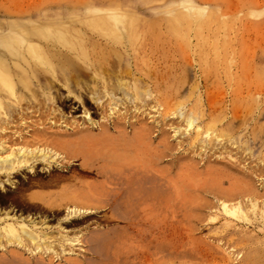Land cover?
<instances>
[{
    "label": "rangeland",
    "instance_id": "obj_1",
    "mask_svg": "<svg viewBox=\"0 0 264 264\" xmlns=\"http://www.w3.org/2000/svg\"><path fill=\"white\" fill-rule=\"evenodd\" d=\"M99 5L138 16L139 37L122 47L87 38V62L57 61L33 80L6 66L15 96L0 82V264H96L86 240L117 227L137 264H264V0H0V15ZM102 138L115 150L98 154ZM132 182L163 190L167 204L128 226L104 207ZM9 227L37 239H7ZM75 236L72 249L64 239Z\"/></svg>",
    "mask_w": 264,
    "mask_h": 264
},
{
    "label": "bare ground",
    "instance_id": "obj_2",
    "mask_svg": "<svg viewBox=\"0 0 264 264\" xmlns=\"http://www.w3.org/2000/svg\"><path fill=\"white\" fill-rule=\"evenodd\" d=\"M119 6V5H118ZM117 7V6H116ZM80 8H82L80 6ZM113 8V7H112ZM115 8V7H114ZM110 9L108 7H102V6H88L87 9L85 10L84 13H79L77 11H79L78 9L76 10V12H64L62 13L61 16L54 18L53 16L47 15L44 18H39L35 15H27L25 17H22L20 13H18V15L16 14H11V13H5L0 15V58L3 59V62H0V82H2L1 84L3 85L2 87H4L7 91H5L2 87H0L3 89L2 92H7V97L8 96H13L15 93V84L13 85L14 80H12V78H14V75H10L7 74L8 76L5 75L7 69L6 66L9 65L11 62L13 63V65H16L17 67H19V70L21 68V72H23L22 70H24V76H26L27 74H29L28 76L30 77L31 80L34 79V77H38V75H35L34 73L36 72V70H40L39 68H42V70H44L46 73H48V70L46 71L43 68H48V69H53L54 67V63L55 62H59L61 63L63 66L66 67V65H69L72 61L78 60L80 61L81 59H83L84 61H88V57L86 56V52H85V47L80 46L82 45L85 40L87 38L93 37V38H98V41L103 42L102 44H105L106 46H110V45H123L122 43L125 42H132L134 40L135 37H139V33H136V25L135 22L137 18L135 17L134 20V15L133 17H131L129 15L128 12H125V10H123L122 8L117 7L116 9ZM73 9V8H72ZM172 9V8H171ZM23 13V12H21ZM44 13V12H43ZM132 14V13H131ZM136 15V14H135ZM17 18L14 19L17 22L16 23H10L12 21V18ZM142 17V16H141ZM139 17V18H141ZM208 18V17H207ZM144 20V19H143ZM186 20V19H185ZM199 20V19H198ZM215 20V19H214ZM137 21H139V19H137ZM143 23V22H142ZM210 23V22H209ZM138 24V23H137ZM199 28V27H198ZM138 35V36H137ZM97 41V42H98ZM87 42V41H86ZM94 43V40H93ZM99 44V43H98ZM97 45V44H95ZM148 45V44H147ZM102 46V45H101ZM125 46V45H124ZM134 46V45H133ZM89 47V46H88ZM122 47V46H121ZM124 48V47H123ZM122 48V49H123ZM101 49V48H100ZM114 49V47H113ZM134 49V47H133ZM94 51V50H93ZM126 51V50H125ZM146 51V50H145ZM127 52V51H126ZM130 54V52H129ZM83 61V62H84ZM228 61V60H226ZM79 65V63H76ZM84 64V63H83ZM89 64V63H88ZM93 64V63H92ZM77 65V66H78ZM60 67V65H58ZM88 66V65H87ZM112 66V65H111ZM80 67V65H79ZM8 68V66H7ZM16 68V67H14ZM96 68V67H95ZM10 69V68H8ZM61 69V67H60ZM63 69V68H62ZM61 69V71H63ZM74 69V68H73ZM19 70L18 71L20 74L21 72ZM57 70V69H56ZM59 70V69H58ZM9 71V70H8ZM13 71V70H12ZM15 71V72H16ZM41 71V70H40ZM93 72V79L96 81V77L97 74L95 73L94 70H91ZM39 72V71H38ZM42 72V71H41ZM80 72V71H78ZM10 73V72H9ZM18 73V74H19ZM37 73V72H36ZM50 73V72H49ZM48 73V76H49ZM67 73V72H66ZM70 73L71 70H70ZM82 73L86 74V72L82 71ZM17 74V75H18ZM19 74V76H20ZM44 74V73H43ZM61 74V73H60ZM76 74V73H75ZM80 74V73H78ZM41 75V74H40ZM46 75V74H44ZM42 75V77L44 76ZM73 75V74H72ZM81 75V74H80ZM101 75V74H100ZM103 75V74H102ZM11 76V77H10ZM14 76V77H13ZM22 76V77H24ZM52 76V75H51ZM59 76V75H58ZM63 76V75H61ZM69 77L71 75H68ZM75 76V75H73ZM18 77V76H17ZM53 77V76H52ZM64 77V76H63ZM72 77V76H71ZM70 77V79H71ZM79 77V76H78ZM78 77L74 78L77 79ZM88 77V75H87ZM26 78V77H24ZM46 78V77H45ZM55 78V77H54ZM21 79V78H20ZM27 79V78H26ZM69 79V78H68ZM67 79V80H68ZM69 79V80H70ZM72 78V81L74 80ZM18 80V79H17ZM29 80V81H31ZM47 80V78L45 79ZM66 80V82H67ZM68 80V81H69ZM20 81V80H19ZM49 81V79H48ZM65 81V80H64ZM63 81V82H64ZM77 81V80H76ZM18 82V81H17ZM20 82H24V80L21 79ZM70 82V81H69ZM67 82V83H69ZM19 83V82H18ZM25 83V84H24ZM24 83H21L22 85L24 84V87L28 88V83H26V81ZM48 83V82H47ZM65 83V82H64ZM66 83V84H67ZM35 84V83H33ZM40 84V83H39ZM51 84V82H50ZM81 84V83H80ZM36 85V84H35ZM34 85V86H35ZM99 85V84H98ZM97 85V86H98ZM33 86V88H34ZM68 86V84L66 85ZM79 86V85H78ZM82 86V85H80ZM104 86V85H103ZM16 87H18V85H16ZM23 87V89H24ZM38 87V86H35ZM19 88V87H18ZM18 88H16L18 90ZM26 88V89H27ZM20 89V88H19ZM28 89H32V85L31 88L29 87ZM27 89V90H28ZM39 89H41L39 87ZM21 90V89H20ZM26 90V91H27ZM95 90V89H94ZM43 91V90H42ZM1 92V91H0ZM4 92V93H5ZM29 92V91H28ZM92 92V90H91ZM94 92V91H93ZM100 92V91H99ZM45 93V92H44ZM97 93V91H96ZM107 93V92H106ZM108 96L112 97V99H110V102L113 100L115 102V105H117V103L123 102L122 99L119 98V96L112 90L111 92H108ZM125 93V91H124ZM6 94V93H5ZM5 94H0V95H4ZM10 94V95H9ZM31 94V92H30ZM91 94V93H90ZM98 94L92 93V100L95 101L96 104H100L102 102V98H97ZM101 94V93H100ZM18 95L19 98V94ZM33 95V94H32ZM125 95L127 96L128 93H125ZM15 96V95H14ZM13 96V97H14ZM35 96V95H34ZM95 96H97L95 98ZM101 96V95H100ZM99 96V97H100ZM126 96H124V98H126ZM129 96V95H128ZM127 96V97H128ZM6 97V96H5ZM4 97V99H5ZM6 97V98H7ZM11 97V98H13ZM22 97H24V95H22ZM29 97H32L31 95ZM28 97V98H29ZM109 97V98H110ZM21 98V95H20ZM27 98V96H26ZM135 98V97H134ZM10 99V98H9ZM15 99V98H13ZM10 99V100H13ZM23 99V98H21ZM19 99V100H21ZM2 100V99H1ZM0 100V109L3 108V102ZM6 100V99H5ZM17 100V99H16ZM31 101V99L29 98L28 100H24L25 101ZM38 101V99H36ZM109 100V99H108ZM138 100V99H137ZM107 101V100H106ZM105 101V102H106ZM14 102V101H13ZM16 102V101H15ZM36 102V101H35ZM108 102V101H107ZM17 104L19 103L16 102ZM30 103V102H29ZM34 103V102H32ZM103 103V102H102ZM101 103V105H102ZM6 104V103H4ZM12 102H11V106H12ZM21 104H23L21 102ZM106 104V103H105ZM122 104V103H121ZM113 105V104H112ZM118 106V105H117ZM5 107V106H4ZM115 107V106H114ZM11 110L16 109V108H12L10 107ZM111 109V108H110ZM4 110V109H2ZM6 110V107H5ZM17 110L20 111V108H18ZM15 110V111H17ZM2 112V111H1ZM18 113V111H17ZM5 114V113H4ZM9 114V113H8ZM21 114V113H19ZM2 114H0L1 116ZM183 116V115H180ZM7 117V116H6ZM14 117V115H13ZM21 117V116H20ZM2 119H4L2 117ZM1 119V120H2ZM12 119V118H11ZM22 119V118H20ZM8 120V119H7ZM14 120V118H13ZM3 121V120H2ZM25 121V120H24ZM5 122V119H4ZM15 122V121H14ZM22 122V120H21ZM90 122V121H88ZM2 123V122H1ZM23 123V122H22ZM189 123L190 124H194L195 120L189 119ZM5 124V123H4ZM7 124V123H6ZM10 124V123H9ZM21 124V123H20ZM26 124V123H25ZM24 125V124H22ZM96 125V124H95ZM55 126V125H54ZM81 126V125H80ZM1 129V128H0ZM67 129V128H66ZM25 130V128H24ZM79 130V129H78ZM28 131V130H27ZM2 132V131H1ZM0 132V133H1ZM4 133V132H2ZM17 133V132H16ZM28 133V132H27ZM105 138L107 137V134L105 133ZM23 137V135H21ZM52 136V135H50ZM56 136V135H55ZM75 136H82V134H80V132L76 133ZM24 138V137H23ZM63 138V137H61ZM108 138V137H107ZM78 139H82V138H78ZM21 140V139H20ZM99 140H104L102 139H96V140H92V141H96L92 142L91 145L92 147L98 146L96 147L98 154L101 152H106L107 150L113 149L112 146L109 147H105L104 145L102 146V144H100L102 141ZM59 141V140H58ZM73 141V140H72ZM2 142V140H1ZM43 142V141H42ZM41 142V143H42ZM108 142H110V140L108 139ZM99 143V144H98ZM106 143V142H105ZM72 144H79L78 141H73ZM97 144V145H95ZM60 145V144H59ZM3 146V144H2ZM1 146V148H3ZM7 148V147H6ZM9 148V147H8ZM64 149V148H63ZM1 150V149H0ZM7 150V149H6ZM2 151V150H1ZM0 151V152H1ZM31 151V150H30ZM44 151V150H43ZM42 151V153H43ZM5 152V149H4ZM21 152V151H20ZM41 152V151H40ZM45 152V151H44ZM116 152V151H115ZM6 153V152H5ZM13 153V152H12ZM24 153V152H22ZM33 153V152H32ZM82 153L88 155L90 153H94L93 150L87 148V149H83ZM16 154V153H15ZM56 154V153H55ZM53 154V155H55ZM14 155V154H11ZM10 155V156H11ZM26 155V154H25ZM39 155V154H38ZM44 155V154H43ZM52 155V156H53ZM105 153L102 154V156L104 158L105 157ZM9 156V157H10ZM22 156V155H21ZM49 156V154H48ZM51 156V155H50ZM20 157V156H19ZM18 157V158H19ZM23 157V156H22ZM21 157V158H22ZM26 157V156H25ZM24 157V158H25ZM28 157V156H27ZM26 157V158H27ZM35 157V156H34ZM42 158V157H41ZM7 158H5L4 160H6ZM15 159V158H14ZM17 159V158H16ZM20 159V158H19ZM2 160V159H0ZM21 160V159H20ZM28 160V159H27ZM3 161V160H2ZM8 162H10L9 160H7ZM15 162L17 160H14ZM24 161V159L22 160ZM22 161H19L22 163ZM1 162V161H0ZM18 162V163H19ZM26 162V161H25ZM29 162V161H28ZM31 162V161H30ZM29 162V163H30ZM4 163V162H1ZM13 163V162H12ZM5 165V163H4ZM8 165V164H7ZM12 165V164H11ZM15 163L13 164L12 168L14 167ZM19 165H21L19 163ZM24 165V164H23ZM2 166V164H1ZM0 166V167H1ZM18 167V166H17ZM5 168V167H3ZM2 168V169H3ZM8 168V167H7ZM11 168V170H12ZM28 168V167H27ZM31 168V167H30ZM29 168V169H30ZM9 169V168H8ZM86 169V168H85ZM10 170V169H9ZM2 171V170H1ZM4 172V170L2 171ZM1 172V173H2ZM89 172V171H88ZM9 173V172H8ZM90 174V173H89ZM5 175V173H4ZM3 176V175H2ZM138 176V175H137ZM9 177V176H8ZM1 180V179H0ZM133 180V179H132ZM7 182V181H6ZM123 182V181H122ZM2 182H0L1 184ZM28 183V182H27ZM133 183V182H132ZM136 183V182H134ZM130 184L128 186H126L124 189L121 190V194L115 198V200L112 201V199L106 204V206L104 207L105 210H111V219L112 221H116L118 223H124V225H128V226H132L140 217V215L145 214L146 211L148 210H153L154 208L158 211V212H163V209L161 208L162 206H164L166 203L165 200V193L163 192V190H154L155 188L150 186H143L146 183L143 184ZM6 184V183H5ZM125 186V184H123ZM3 186V185H2ZM109 186V185H108ZM116 186V185H115ZM164 188V187H163ZM90 189V188H89ZM117 189V188H115ZM93 190V189H91ZM90 190V191H91ZM110 190V189H109ZM118 192V191H117ZM52 195V194H51ZM50 195V196H51ZM70 196V195H69ZM68 196V197H69ZM75 196V195H74ZM100 197V196H98ZM32 200H38L39 196H32L31 197ZM48 199V198H45ZM50 200V198L48 199ZM108 200V199H107ZM57 200H52L51 202L54 204L56 203ZM168 201V200H167ZM15 202V201H14ZM40 202V201H39ZM73 202V201H72ZM79 202V201H78ZM77 202V203H78ZM85 202V201H84ZM169 202V201H168ZM76 203V202H75ZM174 203V202H173ZM97 204V203H96ZM58 205V203H57ZM99 205V204H98ZM102 206V205H100ZM74 208V207H73ZM84 210V209H83ZM89 210V209H88ZM74 211V209H73ZM91 211V210H90ZM242 211V210H241ZM69 212V211H68ZM88 212V211H87ZM86 212V213H87ZM95 212V211H94ZM110 212V211H109ZM235 212V211H234ZM238 212V209L237 211ZM80 213V211H79ZM106 213V212H105ZM225 213H228L225 210ZM70 214V213H69ZM72 214V213H71ZM101 214V212L99 213ZM94 215V214H93ZM239 215V214H238ZM71 216V215H70ZM80 216V215H79ZM85 216V215H84ZM146 216V215H145ZM149 216V215H148ZM249 217V216H248ZM246 217V218H248ZM253 218V217H252ZM16 220V219H15ZM245 221V220H244ZM11 223V222H10ZM19 223V222H18ZM24 224V223H23ZM7 225V224H6ZM11 225V224H10ZM8 225V226H10ZM21 225V224H20ZM26 225V224H25ZM155 225V224H154ZM13 226V225H12ZM22 226V225H21ZM27 226V225H26ZM148 226V225H147ZM179 226V225H178ZM117 227V226H116ZM122 227V226H121ZM175 227V226H174ZM22 228V227H21ZM20 228V229H21ZM25 228V227H24ZM29 228V227H28ZM4 229V228H3ZM1 228V230H3ZM10 229V227H9ZM8 229V230H9ZM14 229V227H13ZM27 229V228H26ZM138 229V228H137ZM136 229V230H137ZM5 230V229H4ZM3 230V232H4ZM22 230V229H21ZM31 230V229H30ZM29 230V231H30ZM158 230V229H157ZM6 233V238L11 239V240H16V241H20V240H31V242H35L37 237L33 236L31 233L27 232L26 230H22V232H18L15 230H9ZM37 235V233H36ZM39 235V234H38ZM37 235V236H38ZM43 235V234H42ZM169 235V234H168ZM183 235V234H182ZM5 236V235H4ZM129 236V235H128ZM2 237V232L0 233V239ZM42 237V236H41ZM46 238V237H45ZM72 239V238H71ZM76 239V236H75ZM70 240V239H64V241L70 245V247H72V249L74 248V246H76L75 244H78L79 240ZM39 240V239H38ZM48 240V239H47ZM125 240V239H124ZM158 240V239H157ZM21 241V243H22ZM122 241V236H121V230L117 227V228H110L107 229L106 232H100V233H96L91 235L87 240H86V244L90 247L89 251L93 254L96 255L100 261L96 264H137L136 262L132 261L129 258H126V256L129 255L128 251L124 250L123 247H121L120 242ZM131 241V240H129ZM32 242V244H33ZM43 242V241H42ZM20 243V244H21ZM25 243V242H24ZM47 243V242H46ZM124 243V242H123ZM126 243V242H125ZM10 244V243H9ZM50 244V243H49ZM129 244V243H128ZM174 244V243H173ZM14 245V244H13ZM23 245V244H22ZM27 245V244H26ZM31 245V244H30ZM44 245V244H43ZM51 246V245H50ZM128 246V245H127ZM25 247V246H24ZM44 247V246H43ZM49 247V246H48ZM131 247V246H130ZM46 248V247H45ZM179 248V247H178ZM24 249V248H23ZM26 249V248H25ZM28 249V248H27ZM65 250V249H64ZM35 251V250H34ZM52 251V250H51ZM133 251V250H132ZM39 252V251H38ZM64 252V251H63ZM130 252V251H129ZM35 253V252H34ZM46 253V251H45ZM44 253V254H45ZM239 253V252H238ZM47 254V253H46ZM61 254V253H60ZM136 255V254H135ZM144 257V256H143ZM12 259V258H11ZM140 259V258H139ZM202 259V258H201ZM204 260V259H203ZM6 261V259H5ZM145 261V260H144ZM213 262V261H212ZM17 264V263H16ZM169 264V263H168ZM171 264V263H170Z\"/></svg>",
    "mask_w": 264,
    "mask_h": 264
}]
</instances>
